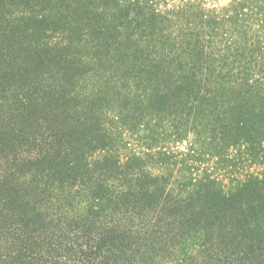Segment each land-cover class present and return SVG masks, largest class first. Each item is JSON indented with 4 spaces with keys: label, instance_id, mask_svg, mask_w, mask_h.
<instances>
[{
    "label": "trees",
    "instance_id": "16d2710c",
    "mask_svg": "<svg viewBox=\"0 0 264 264\" xmlns=\"http://www.w3.org/2000/svg\"><path fill=\"white\" fill-rule=\"evenodd\" d=\"M43 54L83 75L0 118V264H264V0H0L2 77Z\"/></svg>",
    "mask_w": 264,
    "mask_h": 264
},
{
    "label": "rangeland",
    "instance_id": "374dc122",
    "mask_svg": "<svg viewBox=\"0 0 264 264\" xmlns=\"http://www.w3.org/2000/svg\"><path fill=\"white\" fill-rule=\"evenodd\" d=\"M67 61V59L57 55L43 54L38 59L31 60L29 69L26 71L29 72L28 75L23 76L26 72L21 71L16 74H11L9 76L10 79L2 77L3 69L0 67V95L1 91H5L4 96L0 98L6 97L7 99V101L0 99V118L6 125L10 123L13 127H17V125L20 124L28 126L49 115L47 113L48 110L52 111L54 115H59L57 111L61 106L60 98L55 97L53 102L47 103V96L52 97V91L45 88L50 85H61L66 81L77 79L80 75H83L79 67L77 68L74 65L71 66L70 61H68V63ZM10 73L11 72H9L8 75ZM17 95H22L26 100L20 101ZM23 132L25 133L24 129ZM80 135L85 136V138H82L87 152H92L100 147V136L97 126H92L85 132V135ZM181 147L182 145L178 146V148ZM57 166L63 167L64 165L58 164ZM45 169H48V167L33 168L30 172L32 176L43 181V188H47L49 185L53 184L52 179L45 176ZM191 242L192 238L189 239V242L176 249L171 256L161 264H178V258L183 257V253ZM194 257L196 259L198 257L197 254L196 256H192V258ZM187 260L188 258L186 256L185 261L187 262Z\"/></svg>",
    "mask_w": 264,
    "mask_h": 264
}]
</instances>
